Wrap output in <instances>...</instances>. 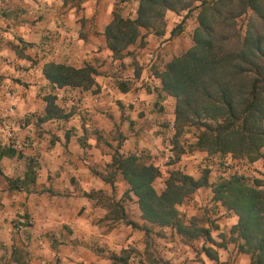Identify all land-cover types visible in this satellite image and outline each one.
I'll return each mask as SVG.
<instances>
[{"label": "crops", "instance_id": "0c3cea01", "mask_svg": "<svg viewBox=\"0 0 264 264\" xmlns=\"http://www.w3.org/2000/svg\"><path fill=\"white\" fill-rule=\"evenodd\" d=\"M114 8L110 0L79 7L70 0H0V124L15 134L11 146L0 144V264H216L203 248L219 264H250L232 233L238 218L212 200L211 187L177 206L187 214L185 226L195 217L213 221L195 225L210 241L152 227L136 198L126 196L113 154L147 156L154 165L171 154L164 140L172 134L175 100L143 64L157 55L152 37L144 49L128 48L145 53L138 75L127 60L112 58L103 34ZM48 63L89 65L97 71L95 86L52 91L42 74ZM50 93L66 118L42 120ZM115 131L118 146L107 140ZM261 152L253 163L227 156L233 169L222 173L213 165L221 158L194 151L174 169L197 179L206 159L210 185L235 174L264 179Z\"/></svg>", "mask_w": 264, "mask_h": 264}, {"label": "trees", "instance_id": "16d2710c", "mask_svg": "<svg viewBox=\"0 0 264 264\" xmlns=\"http://www.w3.org/2000/svg\"><path fill=\"white\" fill-rule=\"evenodd\" d=\"M70 1L79 7L87 0ZM112 1L138 3L134 19L113 13L104 29L107 49L115 59L122 58L128 48L142 39V29L163 36L166 12L177 15L186 12L187 15L197 11L193 46L167 62L162 70L153 72L160 81L161 92L175 100V138L185 127H192L197 135L191 151L205 152L209 157L230 156L248 163L262 158L264 0ZM248 12L252 18L241 37L236 30V20ZM171 33L173 35L174 30ZM42 74L52 91L89 90L95 86L97 72L89 65L74 68L48 63L43 66ZM44 101L43 121L66 118L55 104L56 95L50 93ZM111 167L128 185L126 196L131 193L136 198L141 219L152 227L170 228L185 241L202 237L211 240L207 230L193 223L185 226L177 211V206L197 190L211 187L212 200L238 218L232 228V233L241 241L238 252L249 255L250 264H264V179L250 181L235 174L210 185L208 169L197 179L180 170H171L158 194L153 183L160 176L159 169L142 156H122L115 151ZM203 252L219 264L210 248H203ZM112 260L116 258L112 256Z\"/></svg>", "mask_w": 264, "mask_h": 264}, {"label": "rangeland", "instance_id": "374dc122", "mask_svg": "<svg viewBox=\"0 0 264 264\" xmlns=\"http://www.w3.org/2000/svg\"><path fill=\"white\" fill-rule=\"evenodd\" d=\"M112 1V0H110ZM114 3V12L119 14L122 18H130L134 19L136 17V10L137 8L134 7V2H125V3H120L117 1H113ZM137 3V2H136ZM138 7V3H137ZM112 13V14H113ZM196 16H197V11L190 12L189 14L186 15V12H183L179 15L173 13V12H166L165 17H164V35L163 36H156L155 33L151 30L145 31L144 29L141 30V36L142 39H138L136 43L131 46L133 48H141L144 49L146 45H148V39L150 37L153 38L154 42L151 45L154 50L157 52L156 60L154 63H151L152 60L154 59V55L152 58H149L148 61L143 64H146L147 66L151 68H154L155 70L159 71L162 70L159 69V67H163L167 62H169L171 59L175 57H179L182 55L184 52H186L188 49H190L193 46V33L195 28L197 27V22H196ZM252 18L251 12H248L246 15H242L240 18L236 20V30L240 33L241 37H243L244 32L246 30V26L248 21ZM180 26V27H177ZM174 30L173 35H171L172 31ZM154 37H157L155 39ZM139 57V61H137V58ZM145 53L143 54H136L135 49L132 51H128V49L124 52V56L119 59V61H125L129 62L133 66V75H138V71L141 69L139 67L140 62H142L143 59H145ZM167 58V61H166ZM152 70V69H151ZM97 72V71H96ZM169 130L172 132V134L164 140V142L167 140L168 146H170L169 151H171V154H167L164 156H161L160 160H157L155 165L153 163H150V157L147 156H142V158L145 159V161L148 164H153L159 169L160 176L156 178V180L153 183V186L156 188V190L162 191L164 188V181L168 177V173L171 170H176L175 164L177 161V156L178 159L181 157H186L188 155H192L194 151H191V146L195 143V137L197 135V131L192 128V127H185L183 129V132L175 138L176 131L174 129V124L169 127ZM118 132L116 131L109 136L107 140H110L111 142L115 143V145H120L122 143V137L119 136ZM175 138V139H174ZM212 158H218L222 161H217L213 162V165H215L222 173L227 172V170H232L233 166L227 161H224V158L226 157H212ZM205 161V162H204ZM200 164H203L202 168H199V173L201 175L202 171L207 169V166L209 163L206 161V159H202ZM244 166V164L242 165ZM238 171V170H237ZM182 172V171H181ZM183 173V172H182ZM244 174V173H242ZM248 174V172L246 173ZM209 176H210V170H209ZM200 177V176H199ZM178 215L180 220L184 223L185 221L188 220L187 214L183 211H178ZM194 225L200 226L204 223H212L211 219L207 218L206 216L203 217H195L194 219L190 220Z\"/></svg>", "mask_w": 264, "mask_h": 264}, {"label": "built area", "instance_id": "2783aa9c", "mask_svg": "<svg viewBox=\"0 0 264 264\" xmlns=\"http://www.w3.org/2000/svg\"><path fill=\"white\" fill-rule=\"evenodd\" d=\"M9 112H12V108L8 109ZM14 130L9 127L7 124H0V144L4 146H11L14 141Z\"/></svg>", "mask_w": 264, "mask_h": 264}]
</instances>
